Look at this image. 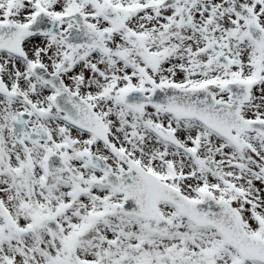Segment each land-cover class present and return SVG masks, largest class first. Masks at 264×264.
Masks as SVG:
<instances>
[{
    "label": "snow or ice",
    "instance_id": "obj_1",
    "mask_svg": "<svg viewBox=\"0 0 264 264\" xmlns=\"http://www.w3.org/2000/svg\"><path fill=\"white\" fill-rule=\"evenodd\" d=\"M0 264H264V0H0Z\"/></svg>",
    "mask_w": 264,
    "mask_h": 264
}]
</instances>
